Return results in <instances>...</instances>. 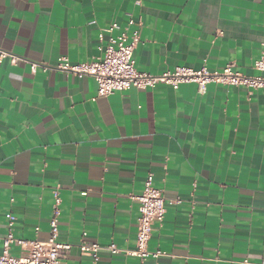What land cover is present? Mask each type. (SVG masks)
<instances>
[{
	"label": "crops",
	"instance_id": "0c3cea01",
	"mask_svg": "<svg viewBox=\"0 0 264 264\" xmlns=\"http://www.w3.org/2000/svg\"><path fill=\"white\" fill-rule=\"evenodd\" d=\"M0 0V255L15 239L46 241L55 197L62 264H249L264 260V91L193 84L96 97L93 78L30 64L97 60L98 34L140 18V73L176 67L257 76L264 0ZM116 32H113V35ZM109 34H104L101 46ZM12 57L18 59L12 64ZM148 175L165 200L135 247ZM14 217L9 228V216ZM115 245L97 261L79 245ZM9 254L20 250L10 246Z\"/></svg>",
	"mask_w": 264,
	"mask_h": 264
},
{
	"label": "built area",
	"instance_id": "2783aa9c",
	"mask_svg": "<svg viewBox=\"0 0 264 264\" xmlns=\"http://www.w3.org/2000/svg\"><path fill=\"white\" fill-rule=\"evenodd\" d=\"M140 0H136L138 5ZM142 26L141 19L135 18L132 14L125 15V23L120 26L117 23L111 24L98 34L100 58L97 60L71 65L66 58L58 59L56 65L49 67L47 64H30V70L35 73L38 69L47 72L50 69L82 77H91L97 85L96 97H107L114 92H124L131 88L137 90L153 89L158 85H164L176 91L181 85L193 84L199 93H204L210 84H220L232 87H242L248 90L264 91V47L259 58L254 62L253 69L257 76H244L233 71V65H226L221 71L209 72L206 67L193 70L187 67H176L171 71H165L158 75L140 73L136 70L134 51L140 44L139 30ZM113 32L116 34L113 35ZM104 34H109L106 45L101 46ZM8 57L5 51L0 50V63ZM18 59L12 57V64ZM131 199L138 203L139 217L137 219V233L135 247L132 251L124 254L137 258L140 262L147 259H156L163 253L161 251L150 252L148 242L152 234V227L155 223L160 224L165 216V200L160 190L153 186L152 175H148L145 181L144 190L138 196H131ZM59 198L55 197L53 216L49 221V236L46 241L15 239L11 232L3 241V251L0 255V264H62V260L69 252L71 246L58 241L57 215ZM9 228L12 227L14 217L9 216ZM16 246L20 250L17 257L9 254L10 246ZM82 255L88 256L93 262L97 261L98 253L102 250L112 255L120 253V250L113 244L106 247L100 245L84 244L79 245ZM244 264H249L244 261ZM254 264H264V260Z\"/></svg>",
	"mask_w": 264,
	"mask_h": 264
}]
</instances>
